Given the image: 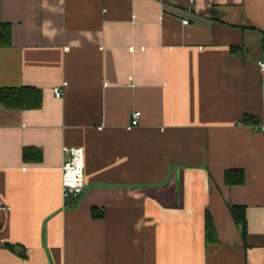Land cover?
<instances>
[{"label":"crops","instance_id":"obj_1","mask_svg":"<svg viewBox=\"0 0 264 264\" xmlns=\"http://www.w3.org/2000/svg\"><path fill=\"white\" fill-rule=\"evenodd\" d=\"M1 21L0 86L43 101L0 102V264H264V0H0Z\"/></svg>","mask_w":264,"mask_h":264},{"label":"trees","instance_id":"obj_2","mask_svg":"<svg viewBox=\"0 0 264 264\" xmlns=\"http://www.w3.org/2000/svg\"><path fill=\"white\" fill-rule=\"evenodd\" d=\"M12 42V25L10 22H0V46H8ZM263 48H264V33H263ZM43 101V92L41 89L31 86H0V102L6 108L30 109L38 108ZM252 117V116H250ZM249 115L244 118L247 121ZM23 156L26 160L39 161L42 159V152L36 147H25ZM246 175L243 168H228L225 171V181L227 184L235 185L245 182ZM232 215L241 227L243 236L245 237L248 231L246 206L235 204L231 206ZM94 215L97 213L94 212ZM206 235L208 241H217L218 234L214 226L213 218L209 210L206 212Z\"/></svg>","mask_w":264,"mask_h":264},{"label":"built area","instance_id":"obj_3","mask_svg":"<svg viewBox=\"0 0 264 264\" xmlns=\"http://www.w3.org/2000/svg\"><path fill=\"white\" fill-rule=\"evenodd\" d=\"M258 64L264 72V61L259 60ZM56 96H61L62 89L54 88ZM141 111L133 110L130 126L139 123ZM64 151L70 154V157L65 160L62 166V199L65 208L72 207L77 198L84 190L85 186V159L84 148L82 146H64Z\"/></svg>","mask_w":264,"mask_h":264}]
</instances>
